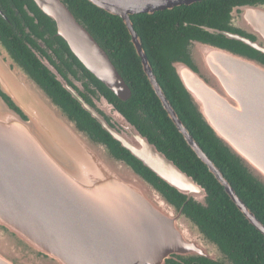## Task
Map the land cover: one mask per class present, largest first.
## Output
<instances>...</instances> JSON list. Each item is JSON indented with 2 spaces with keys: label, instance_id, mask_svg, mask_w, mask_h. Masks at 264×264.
<instances>
[{
  "label": "water",
  "instance_id": "95a60500",
  "mask_svg": "<svg viewBox=\"0 0 264 264\" xmlns=\"http://www.w3.org/2000/svg\"><path fill=\"white\" fill-rule=\"evenodd\" d=\"M56 35L118 99L131 88L63 0H32ZM118 16L168 118L248 222L263 224L202 151L159 85L131 16L202 0H87ZM227 25L202 26L264 55V3L233 6ZM190 59L169 61L196 115L264 187V60L201 40ZM63 87L106 131L160 180L203 208L207 190L114 104L101 111ZM106 115L111 117L109 121ZM219 257H216V255ZM200 257L230 264L221 247L151 181L87 130L11 53L0 38V264H173Z\"/></svg>",
  "mask_w": 264,
  "mask_h": 264
},
{
  "label": "trees",
  "instance_id": "16d2710c",
  "mask_svg": "<svg viewBox=\"0 0 264 264\" xmlns=\"http://www.w3.org/2000/svg\"><path fill=\"white\" fill-rule=\"evenodd\" d=\"M15 1L19 8L22 9L23 5H26L34 12L48 31H55L54 23L37 8L32 0ZM63 1L108 52L113 64L131 87L132 94L127 101L122 102L99 83L101 90L160 151L206 188L209 203L207 208H203L192 200L186 201L183 195L160 180L113 140L89 113L83 110L78 102L48 74L24 41L16 36L12 28L0 16L1 40L70 115L95 137L105 142L116 155L126 160L135 170L151 181L173 203L178 206L182 205L185 212L202 229L232 253L238 264H252L255 259H259L264 264V236L244 218L222 186L197 158L168 118L142 70L140 60L122 20L87 0ZM243 3H264V0H202L153 14H135L131 16V21L134 30L141 38L153 73L179 119L202 151L221 171L237 196L264 226V187L223 148L196 115L169 64L173 58L186 56L185 49L190 39L210 42L240 53L248 51L253 53L252 49L238 41L229 40L221 34H210L202 29V26H207L219 30L236 31L227 25L229 12L233 6ZM6 11L9 13V10ZM255 247L259 249L253 250ZM172 263L178 264L173 261ZM207 263L206 259L199 257L185 261V264ZM258 264L261 263L258 262Z\"/></svg>",
  "mask_w": 264,
  "mask_h": 264
},
{
  "label": "flooded vegetation",
  "instance_id": "af4514ba",
  "mask_svg": "<svg viewBox=\"0 0 264 264\" xmlns=\"http://www.w3.org/2000/svg\"><path fill=\"white\" fill-rule=\"evenodd\" d=\"M239 5H245V4L243 3ZM6 10H9V13ZM6 13H8V15ZM0 16L12 28L16 36L24 41V43L27 45L32 55L35 58H37V60L41 63L42 67L47 70L48 74L52 78H54L71 97L72 95L63 87L62 83L57 80V76H59L63 80V82L70 89H72L79 97H81L86 103H88L90 106H93L98 111L102 112L100 108V106H102V102H101L102 96H104L109 103L114 104L113 101L109 98V96H107L101 90V86L99 84L101 82L92 73H90L84 67V65L73 55L67 43L61 37L56 35V30L53 32L48 31V29L44 27V25L39 21L35 13L29 10V8L26 7V5H23L21 9L18 7L17 1L15 0H0ZM236 32H240L241 34H243L241 31L236 30ZM93 37L110 58V55L104 49V47L99 43L97 38L95 36ZM185 50H186L185 51L186 56L183 58L181 57L180 59H183L184 61L188 62L190 59L188 55L190 51L188 41ZM253 51H254L253 53H250L248 51L247 52L248 55L258 56L260 59L264 60V55H260L255 50ZM247 53H243V54H247ZM73 99L77 101V99L75 98ZM114 107L116 108L115 104ZM106 118L109 121L111 120V117L107 115ZM211 238L213 239V237ZM213 240L215 241V243L219 245V247H221L222 251L225 254L224 258L227 261H230V264H238L235 258L232 256V253L229 252L226 247L219 244V242L216 241L215 239ZM258 249L259 248L255 247L253 250H258ZM216 257H219V255L217 254ZM192 258H198V257L179 258L177 260H172V261L178 264H185V261H188ZM206 260L208 262L207 264L210 263L220 264L217 261H212L210 259H206ZM258 262L263 264L259 259L253 260L252 264H258Z\"/></svg>",
  "mask_w": 264,
  "mask_h": 264
}]
</instances>
